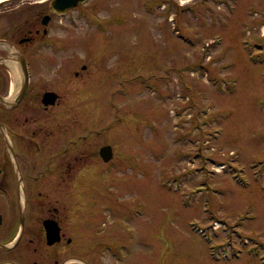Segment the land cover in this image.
<instances>
[{"label": "rangeland", "instance_id": "1", "mask_svg": "<svg viewBox=\"0 0 264 264\" xmlns=\"http://www.w3.org/2000/svg\"><path fill=\"white\" fill-rule=\"evenodd\" d=\"M109 1L128 16L115 50L99 54L81 23L56 33L64 50L41 52L63 103L82 90L75 70L93 83L112 71L98 86L115 157L99 184L64 195L71 212L98 209L86 235L128 236V264H264V0ZM46 10L0 2V34Z\"/></svg>", "mask_w": 264, "mask_h": 264}, {"label": "flooded vegetation", "instance_id": "2", "mask_svg": "<svg viewBox=\"0 0 264 264\" xmlns=\"http://www.w3.org/2000/svg\"><path fill=\"white\" fill-rule=\"evenodd\" d=\"M52 1L43 0L47 10L28 25L13 24L0 34V264H128V236L113 226L93 227V235H86L93 221H86V210L98 209L79 202L71 212L64 197L72 188L78 193L86 183L99 184L115 157L113 122L101 126L109 108L99 82L110 77V66L99 58L109 72L94 83L75 70L82 90L63 103L62 90L52 85L49 54L41 53L64 50L56 33L81 23L87 30L95 25L99 54L110 53L116 49L110 35L128 16L109 0H86L66 11L55 10ZM110 104L114 107L109 98ZM65 114L71 117L66 123ZM91 158L96 165L85 160Z\"/></svg>", "mask_w": 264, "mask_h": 264}, {"label": "water", "instance_id": "3", "mask_svg": "<svg viewBox=\"0 0 264 264\" xmlns=\"http://www.w3.org/2000/svg\"><path fill=\"white\" fill-rule=\"evenodd\" d=\"M86 0H53L52 6L57 11H66L67 9H70L71 7L76 6L79 3H82ZM47 17L44 18V22H46ZM108 158V156H106Z\"/></svg>", "mask_w": 264, "mask_h": 264}, {"label": "bare ground", "instance_id": "4", "mask_svg": "<svg viewBox=\"0 0 264 264\" xmlns=\"http://www.w3.org/2000/svg\"><path fill=\"white\" fill-rule=\"evenodd\" d=\"M4 1H6V0H0V2H4Z\"/></svg>", "mask_w": 264, "mask_h": 264}]
</instances>
